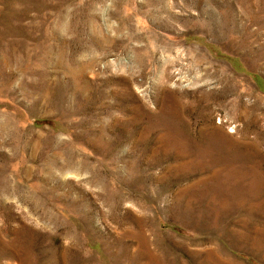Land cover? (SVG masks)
<instances>
[{
    "label": "rangeland",
    "instance_id": "1",
    "mask_svg": "<svg viewBox=\"0 0 264 264\" xmlns=\"http://www.w3.org/2000/svg\"><path fill=\"white\" fill-rule=\"evenodd\" d=\"M0 264H264V0H0Z\"/></svg>",
    "mask_w": 264,
    "mask_h": 264
},
{
    "label": "bare ground",
    "instance_id": "2",
    "mask_svg": "<svg viewBox=\"0 0 264 264\" xmlns=\"http://www.w3.org/2000/svg\"><path fill=\"white\" fill-rule=\"evenodd\" d=\"M28 166V165H27ZM28 170V169H27ZM29 171V170H28ZM27 172V171H26Z\"/></svg>",
    "mask_w": 264,
    "mask_h": 264
}]
</instances>
